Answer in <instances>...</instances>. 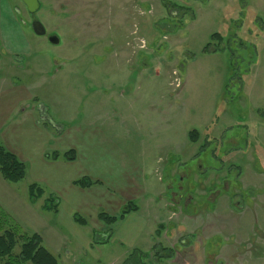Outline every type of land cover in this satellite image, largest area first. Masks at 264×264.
<instances>
[{"label": "rangeland", "instance_id": "374dc122", "mask_svg": "<svg viewBox=\"0 0 264 264\" xmlns=\"http://www.w3.org/2000/svg\"><path fill=\"white\" fill-rule=\"evenodd\" d=\"M39 1L45 36L22 0H0V126L25 124L39 149L21 182L0 174V234H39L61 264H264V0ZM216 33L224 49L207 52ZM89 139L103 143L111 197L136 174V217L98 222L97 209H122L85 210L93 196L70 187L72 172L39 160L82 155ZM36 177L45 196L32 203ZM56 191L59 212L45 208Z\"/></svg>", "mask_w": 264, "mask_h": 264}, {"label": "trees", "instance_id": "16d2710c", "mask_svg": "<svg viewBox=\"0 0 264 264\" xmlns=\"http://www.w3.org/2000/svg\"><path fill=\"white\" fill-rule=\"evenodd\" d=\"M179 6L178 4L168 3L166 7L170 10V7ZM182 7V6H180ZM180 11L188 10L187 8H178ZM186 15V13H184ZM172 19H175L171 15ZM213 42H218V47L215 46L213 50L212 43L208 44L206 51L207 52H218L221 49V45L224 42V38L220 33H216L212 36ZM199 133L194 130L190 133V140L192 143H197ZM77 155L74 150L66 152L63 155L58 153H54L52 156L53 160L64 159L67 161H74ZM0 174L2 178L9 183H19L27 175V166L24 162H22L15 154L10 152L3 144L0 142ZM99 181H93L88 177H82L74 182L79 188H90L95 184H99ZM45 191L38 184H32L29 187V195L32 203H36L41 197H43ZM57 200L54 197H50L46 201L45 208L49 211H57L58 209ZM135 211H138V207L135 203H128L126 208L123 210L122 214L118 216H111L107 213H101L100 219L107 225L111 226L117 223L119 220L125 219V217ZM6 219V218H5ZM75 221L82 225H87V220L82 216L76 214L74 217ZM21 237L23 240V244L21 246V251L19 254H15L14 250L18 243V238ZM159 250L157 252L158 258H164L161 253H167L165 258H171L174 255L173 249L161 248L158 247ZM140 251L136 250L133 252L131 256ZM137 257V256H136ZM139 257V256H138ZM140 261V260H138ZM0 264H61L57 257L50 252L44 245L43 240L39 234H32L29 236L28 234H20L18 228H11L5 230L2 234H0Z\"/></svg>", "mask_w": 264, "mask_h": 264}, {"label": "crops", "instance_id": "0c3cea01", "mask_svg": "<svg viewBox=\"0 0 264 264\" xmlns=\"http://www.w3.org/2000/svg\"><path fill=\"white\" fill-rule=\"evenodd\" d=\"M7 126H4V123H3L2 127L0 126V141L10 152L15 154L22 162H24L26 164V161H27L26 160L27 159L26 150L29 153H35V156H37L39 149L36 147V145L31 144L32 142L30 140L26 141V137H25L26 133H24V131L22 130V128H26L25 124L24 125L9 124V126L8 127ZM26 143H28L27 146H26ZM84 143L85 144H83V152H82L83 154L77 155L78 158L76 157V159L74 161H67V160H61V159L56 160V161L46 160V159H44V153L40 155L39 160H42L43 163H45V165H48L51 168L53 166L56 167L57 170H60V172H62V173L67 174L71 171L72 175H70L68 177V179H69L68 183L70 184L71 188L72 187L77 188V186L74 185V182L76 180L82 178V177H88L93 181H99L100 182L99 184H95L90 188H79L78 187L80 189L79 191H81V192L82 191H88V193L91 194V196H93V197L87 198L86 202L83 203L85 210L89 211L90 207H92V206H98L99 207V206L105 205V206L112 208V209H119V210L122 209V212H123V210L126 208L128 203H135L136 204L135 200H140L141 198H143L142 197L143 192H142V189L139 187L138 181L136 179V174L133 171L131 172L130 171L131 169H129L127 171L128 175H129L128 183L126 184V186H124V188L117 190V192L115 193V195H119L120 198L111 197L112 194H111V196L109 194L111 192H109V191L106 192L104 189V186H106V184H107V181H105V177L106 176L110 177V175L107 174L105 177H102L99 174H97V172H100L99 171L100 169L98 166H105V164L103 162L97 160L99 158L96 157V155H95L96 150H97V152H100V150L97 149L96 146L99 145L101 147V146H103V143L94 141L93 139H89V140L85 141ZM74 151H76V150H74ZM79 159H81V160H79ZM78 163H81L79 165H82L83 168L81 169L82 171H79V174H78V177H80V178L77 179V177H76L77 175L76 174L74 175L73 169L76 168V165H78ZM84 163H85V165H84ZM27 164H26V166L28 167ZM40 180H41L40 177L39 178L36 177L34 179V183L39 185L38 182H40ZM58 180H60V179H58ZM34 183H32V184H34ZM74 191L76 192V190H74ZM58 192H60V193H58ZM58 192L56 191L55 196H51V197H54L57 200V203L59 204L57 211H54V212H59L60 202L58 201V198H59L58 196L64 195L63 191H58ZM44 196H45V194H44ZM29 197H30V195H29ZM43 197H41L40 199H42ZM49 198H47L46 201ZM105 199H107V204H105L106 203ZM150 201H154V200L151 199ZM136 205L138 207V211H135V212H133L127 216H132V217H133V215H134V217L137 216L136 214L139 213L140 207L138 206V204H136ZM95 212H96L95 213V216H96L95 220L103 223L104 225H106V224L99 217L101 213L104 212V213H107L108 215L114 214L111 216H117L116 215L117 211L107 210L106 212L100 211L98 213V209H97ZM76 214H78V213H76ZM75 215H74V217H75ZM78 215H80V214H78ZM126 217H125V220H126ZM132 222L137 224L138 221L135 222V219H134ZM117 223H115L113 225H116ZM86 226H89L88 221H87ZM120 231H122L121 233L124 234L123 237L126 238L127 240L131 239L134 236V233H133L134 231H132V230L127 232L126 230L124 231V229H122V230H119L118 233ZM102 234L107 235V237L104 236V239H108L109 235H111L109 232H102ZM100 236H102V235H100ZM81 238H82V242L84 243V245H87V246L93 245L91 243V241L86 239L84 236H81ZM107 241H109V239ZM136 250H139V249H135L133 252H135Z\"/></svg>", "mask_w": 264, "mask_h": 264}, {"label": "water", "instance_id": "95a60500", "mask_svg": "<svg viewBox=\"0 0 264 264\" xmlns=\"http://www.w3.org/2000/svg\"><path fill=\"white\" fill-rule=\"evenodd\" d=\"M22 1L26 5L30 13V16L32 18V27H33L34 32L39 36H45L47 34V31L37 17V13L39 12L41 8L40 1L39 0H22ZM50 41L56 45L60 43L57 37H51Z\"/></svg>", "mask_w": 264, "mask_h": 264}, {"label": "flooded vegetation", "instance_id": "af4514ba", "mask_svg": "<svg viewBox=\"0 0 264 264\" xmlns=\"http://www.w3.org/2000/svg\"><path fill=\"white\" fill-rule=\"evenodd\" d=\"M48 37L51 38V37H53V36H48ZM176 196H177V198H179L178 195H176Z\"/></svg>", "mask_w": 264, "mask_h": 264}]
</instances>
